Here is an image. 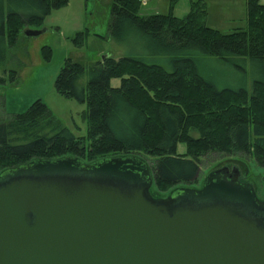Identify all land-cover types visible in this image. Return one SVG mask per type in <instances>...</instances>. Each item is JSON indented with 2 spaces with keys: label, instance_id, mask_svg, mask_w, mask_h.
<instances>
[{
  "label": "trees",
  "instance_id": "obj_1",
  "mask_svg": "<svg viewBox=\"0 0 264 264\" xmlns=\"http://www.w3.org/2000/svg\"><path fill=\"white\" fill-rule=\"evenodd\" d=\"M68 3L0 0V66L26 28L42 25ZM142 6L141 0L112 5L109 35L128 45L129 55H104L88 65L68 58L57 76L58 93L87 104V135L76 136L36 99L0 122V174L27 163L84 172L120 169L142 178L151 168L155 198V191L171 187L172 194L192 189L177 185L196 182L209 153L249 154L264 166V3L246 0L247 28L229 33L208 25L206 0H193L184 17L171 11L143 14ZM89 36L83 30L72 41L84 46ZM200 52L228 62L250 60L256 74L252 91L245 85L215 87L199 71ZM42 55L50 60L52 49L44 46ZM156 55L171 68L149 60ZM113 78L121 79L120 86L111 85ZM181 142L187 146L183 154ZM225 176L220 168L210 172L201 189Z\"/></svg>",
  "mask_w": 264,
  "mask_h": 264
},
{
  "label": "water",
  "instance_id": "obj_2",
  "mask_svg": "<svg viewBox=\"0 0 264 264\" xmlns=\"http://www.w3.org/2000/svg\"><path fill=\"white\" fill-rule=\"evenodd\" d=\"M147 175L59 163L0 174V264H264L250 183L228 174L155 199Z\"/></svg>",
  "mask_w": 264,
  "mask_h": 264
},
{
  "label": "rangeland",
  "instance_id": "obj_3",
  "mask_svg": "<svg viewBox=\"0 0 264 264\" xmlns=\"http://www.w3.org/2000/svg\"><path fill=\"white\" fill-rule=\"evenodd\" d=\"M192 1L146 0L141 12L168 14L171 11L178 17H184L190 12ZM261 1L264 3V0ZM113 2L114 0H69L66 6L54 9L42 25L28 27L47 28V30L37 36L23 33L17 45L10 48L5 63L0 66V122L8 118L7 113L23 112L36 99H42L63 125L76 136L87 135L88 124L84 117L87 104L58 93L55 82L68 58L88 65L102 59L104 55L117 59L129 55L128 45L118 43L109 35ZM206 2L209 13L207 23L210 27L224 33L247 28L246 0H206ZM83 30H88L90 36L84 46H78L72 38ZM44 46L52 49V57L48 61L43 59ZM155 57L149 60L162 64L167 69L171 68L164 56ZM196 57L200 73L215 87L237 89L245 85L250 92L252 91L256 74L250 60H246L245 63L240 60L228 62L202 52ZM235 62L238 67L234 65ZM120 84V78L111 80L113 87H118ZM186 151V144L179 143L178 153L183 154ZM225 166L240 168L244 180L255 188L258 199L264 201V166L258 164L251 155L244 153L235 155L209 153L202 158L198 180L177 186L201 189L210 172ZM173 190L174 188L171 187L167 191H155V199L166 198Z\"/></svg>",
  "mask_w": 264,
  "mask_h": 264
},
{
  "label": "flooded vegetation",
  "instance_id": "obj_4",
  "mask_svg": "<svg viewBox=\"0 0 264 264\" xmlns=\"http://www.w3.org/2000/svg\"><path fill=\"white\" fill-rule=\"evenodd\" d=\"M220 171H226L229 175H232V174L239 175V179L241 178V180H240L241 182L248 183L247 180H244V175H243L242 171L240 170V168H238V167L229 168V167L225 166V167L220 168ZM212 172H214V171H212Z\"/></svg>",
  "mask_w": 264,
  "mask_h": 264
},
{
  "label": "built area",
  "instance_id": "obj_5",
  "mask_svg": "<svg viewBox=\"0 0 264 264\" xmlns=\"http://www.w3.org/2000/svg\"><path fill=\"white\" fill-rule=\"evenodd\" d=\"M143 4H146V0H141Z\"/></svg>",
  "mask_w": 264,
  "mask_h": 264
}]
</instances>
